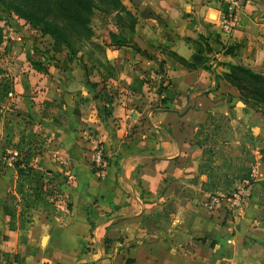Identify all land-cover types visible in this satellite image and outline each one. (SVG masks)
Masks as SVG:
<instances>
[{"label":"crops","instance_id":"crops-1","mask_svg":"<svg viewBox=\"0 0 264 264\" xmlns=\"http://www.w3.org/2000/svg\"><path fill=\"white\" fill-rule=\"evenodd\" d=\"M121 2L134 21L122 23L120 13L117 19L112 14L111 27L99 29L107 40L91 37L103 45L109 72L90 70L84 59L64 51L66 65L59 71L47 62L43 70L32 68L30 49L8 63L13 89L6 97L9 111L0 117V151L4 116L12 111L16 120L26 118L22 126L47 140L30 163L54 173L51 187L64 202L29 218L24 232L16 209L8 228L4 208L15 194L10 183L16 172L2 159L0 264L10 263L2 253L16 264L17 252L20 264H264V224L253 215L256 195L230 211L206 206L208 192L200 186L205 175L197 170L200 148L193 141L208 110L223 112L229 123L243 122L258 143L257 176L248 187L259 188L264 103L242 99L221 72L238 63L264 73V0H246L227 32L220 27L221 0ZM8 36L21 43V32ZM196 47L202 63L180 61H191ZM66 83L77 88L66 90ZM92 139L108 156L103 176L92 168ZM5 150L15 154L12 147Z\"/></svg>","mask_w":264,"mask_h":264},{"label":"trees","instance_id":"trees-1","mask_svg":"<svg viewBox=\"0 0 264 264\" xmlns=\"http://www.w3.org/2000/svg\"><path fill=\"white\" fill-rule=\"evenodd\" d=\"M109 7L116 13H123L131 24L134 21L132 14L126 10L121 0H104ZM5 5L4 9L13 12L19 17L24 18L33 27L38 29L39 35L48 34L52 39V50L58 51V42L66 46L70 55L74 56L75 50L70 46V33H78L81 39H88L91 35L89 26L90 16L96 7L95 0H0ZM3 9V8H2ZM123 17V16H122ZM70 30V31H69ZM4 30L0 25V43L2 42ZM208 48V45L203 40ZM200 47H196V54L191 61L181 62L194 66L203 61L198 55ZM224 52H231L229 47ZM35 67L43 70L42 65L34 64ZM221 76L233 84L242 99L258 103H264V73L248 66L238 63H227L226 69L221 72ZM12 80L7 72L0 66V101L12 91ZM229 118L223 112L208 110L204 120L200 122L194 133L193 141L200 147V155L197 163L199 173L205 175L201 181V188L208 193H226L235 181L246 179L249 172V163L253 161L252 144L254 140L250 130L243 133V140H237L234 146L242 150L240 154H223L220 163H215L210 155L212 148H205L206 141L212 137L211 134H220V141L227 142L224 133L230 129ZM18 129L16 140H13L14 131ZM207 130L202 137L198 133ZM198 132V133H197ZM2 138L5 146L15 149V154L11 164L15 169L16 178L14 192L19 198L5 205L4 211L7 214L6 225L8 228L14 227L16 208H28L47 202V197L51 194H58L59 191L50 185L54 178V173L48 169H41L33 166L30 161L35 154L43 151L46 147V136L34 131L30 127L21 126L15 120H7L2 127ZM214 138L213 142H217ZM236 140V139H235ZM260 160L264 163V146L258 149ZM10 153L3 152L1 155L7 156ZM206 154V155H204ZM259 184L258 195L256 196V207L264 210V171L263 177L257 181ZM49 203V202H48ZM20 212H18L19 215ZM258 221L264 224V215L258 217ZM21 239V236H20ZM5 261L9 260V254L2 253ZM17 254L13 259H17Z\"/></svg>","mask_w":264,"mask_h":264},{"label":"rangeland","instance_id":"rangeland-1","mask_svg":"<svg viewBox=\"0 0 264 264\" xmlns=\"http://www.w3.org/2000/svg\"><path fill=\"white\" fill-rule=\"evenodd\" d=\"M95 4H96V7L94 8V11L90 16V21H89V26H90L91 32H92L90 35V38L83 40L79 37L78 33L71 32L69 35L70 46L72 48H74V50H75L74 54L76 55V57H79V60L81 61V63H82L83 59L85 60L86 63L84 62L82 64L83 65L87 64L86 67L88 69H90V70H92L93 68L98 69V67H99V69H101L103 72L104 71L109 72L111 67L108 63H106L107 59L105 57V51H104L103 45L101 43L97 44L99 47L97 45H94L91 41V37H97L103 41L107 40L105 33H103L102 31H99V29L101 27H103V29H106L108 27L110 28L111 27L110 16L112 14H114L115 19H117V16H116V13L114 11L109 10L108 4L104 0H95ZM4 6L5 5H3L0 2V25L2 26V28L4 30L3 39H2V42L0 43V66L5 70V72H7L8 76H9L8 72H10L7 68V66H9L8 63L12 62V60H13V59H11L12 56L14 58H16L18 52L19 53L22 52L21 50H23V49H27V50L30 49V53L32 54V56L29 54V57H27V61L32 66V68H36V69L40 70V68L35 67L34 64L36 63L39 66L42 65V68H44L43 63L47 62L50 70H52V71L62 70L63 66L66 65V63H65V60L63 59L64 57H61V56L68 53V50H67L68 47L66 48V46L64 44L58 42V52H59L58 56L59 57H54L55 56L54 50H52V48L50 47L52 44L51 37L48 34H45L43 36L39 35L38 29H36V27H33L24 18L19 17L16 14H14L13 12L4 9ZM119 17L118 18H119L120 22L126 23V24L129 23V21L127 20L126 16L123 15V13H120ZM23 26L25 27L26 35L23 34V32H22ZM29 29H32V31L31 30L29 31ZM18 31L21 32L22 40H21L20 44L17 43V45H15L12 42V38L9 37L8 34L11 33V35H13L14 32L18 33ZM110 31H111L112 36H114L115 32H117V31H113L111 29H110ZM26 41H27V47L24 48V44L26 43ZM100 48H102V50ZM63 51L65 54L63 53ZM55 52H57V51H55ZM20 60L22 62L24 60V58L21 57ZM51 64H55L56 67L51 66ZM7 96H5L0 101V117H2V113L5 110L9 111V109L6 108V106H8L7 105L8 100L6 99ZM4 117H6V119L4 120L3 125L7 120H15L21 126H22L23 122L27 121L26 118L20 117V118H18L20 121L19 122L18 120L15 119V116L12 113V111H10V113L5 115ZM230 126H232V127H230V129H228L224 133V138L228 139L227 142L220 141V139H219L220 134H218V135L217 134H211L212 137L208 138L206 141L205 148H209V147L212 148L211 149L212 152L210 153V155L214 159L215 163L221 162L223 154L228 155L229 153L230 154L242 153V150H240L236 147H229L228 145L234 146L237 143V140L238 141L243 140L244 139L243 133L247 132V130H250V129L248 126H246L243 122H241L239 120L230 121ZM25 127H27V126H25ZM13 131H14L13 132L14 133L13 137H14L15 135L18 134V129L14 128ZM204 132H207V130H204V131L199 132V133L197 132L198 137H202ZM1 135H2V130H1ZM214 138H218L217 142H215V143L213 142ZM257 145H258L257 139L254 138L253 144L251 147L253 149V152L256 149ZM4 147L9 148V146H5V145H4ZM4 147H1L2 149L0 151V154H2L3 152H5V153L7 152ZM259 148L260 147H258V149ZM7 153H9V152H7ZM204 155H206V154H204ZM5 157L6 156L1 155V160L5 159ZM0 165H1V161H0ZM14 184H15V180L13 183H10V185H11L10 189H12V190L14 189ZM258 191H259V188L257 189L255 187V185L252 184L249 187V197H250L251 192H252L253 196L254 195L257 196ZM217 193H219V192H217ZM18 198H19L18 194L12 193L11 197L8 200L7 206L9 204H11L12 202L16 201ZM47 199H48L47 202L35 205L34 207H28V208L21 209L22 207L15 206L17 211L20 212L19 217L17 218V225H18L21 232H24L25 221H28L29 218L40 217L43 214L48 213L49 211H52L55 208L56 203H59L62 201L64 202V197H62L60 194L59 195L58 194H51L47 197ZM260 214L264 215V210L258 209L256 207L255 211L253 213L254 218H256L258 220V217L260 216ZM14 224H15V220H14ZM16 254L18 257L17 259H15V261L17 262L16 264H20L22 262V257H20V255H19L20 252L19 253L17 252ZM8 257L10 258V256H8ZM2 259H4L3 255H2ZM8 261L10 263L12 262L11 260H8Z\"/></svg>","mask_w":264,"mask_h":264},{"label":"built area","instance_id":"built-area-1","mask_svg":"<svg viewBox=\"0 0 264 264\" xmlns=\"http://www.w3.org/2000/svg\"><path fill=\"white\" fill-rule=\"evenodd\" d=\"M224 3V13L221 19L220 27L221 30L227 32L231 29L234 24V12L240 8V6L246 0H221ZM93 141L92 146V168L98 176H103L108 167V156L98 140ZM10 161L13 160V154L6 156ZM257 176V165L256 161L249 163V172L246 179L238 180V184L232 187L226 193H208L204 204L209 208L219 206L225 211H230L233 208L242 206L249 198V182ZM5 264H10L5 262Z\"/></svg>","mask_w":264,"mask_h":264},{"label":"water","instance_id":"water-1","mask_svg":"<svg viewBox=\"0 0 264 264\" xmlns=\"http://www.w3.org/2000/svg\"><path fill=\"white\" fill-rule=\"evenodd\" d=\"M64 88L66 90H71V89L77 88V86L71 85L70 83H66L65 86H64Z\"/></svg>","mask_w":264,"mask_h":264}]
</instances>
